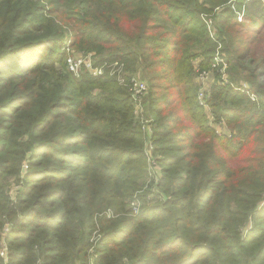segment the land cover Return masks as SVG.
Wrapping results in <instances>:
<instances>
[{"label": "trees", "instance_id": "16d2710c", "mask_svg": "<svg viewBox=\"0 0 264 264\" xmlns=\"http://www.w3.org/2000/svg\"><path fill=\"white\" fill-rule=\"evenodd\" d=\"M229 1L0 0V264H264V4L235 0L239 21ZM66 40L103 74L68 71ZM218 52L228 83L208 104L228 134L194 77ZM136 74L156 183L125 84Z\"/></svg>", "mask_w": 264, "mask_h": 264}, {"label": "built area", "instance_id": "2783aa9c", "mask_svg": "<svg viewBox=\"0 0 264 264\" xmlns=\"http://www.w3.org/2000/svg\"><path fill=\"white\" fill-rule=\"evenodd\" d=\"M232 8L236 11L238 20L241 21L243 19V11L244 7L237 8L235 0H230ZM264 3V0H262ZM219 7L216 8L218 10ZM204 22L207 25V29L211 36L215 35L216 28L214 24V19L211 15L204 16ZM62 50L66 53V58L64 61L65 68L73 73L74 76L79 77L81 71L86 69L91 75L99 76L103 74L105 64L94 65L93 63V54L85 53V52H76L70 46V41L66 40L62 46ZM200 59H196L194 61L195 65V81L197 84V101L198 104L203 107V110L206 113L207 119L210 125L215 129V131L219 134H228L229 129L227 128L223 119H216L214 116L211 107L208 104V99L210 97V88L213 83H218L220 85H224L228 83V65L225 58L218 52L214 61L206 68H202L199 66ZM116 63L113 65V67ZM112 67L111 72L114 73L116 69ZM118 78L120 82L123 83L125 78L123 73L127 75L126 72L122 71V65L118 67ZM128 81L125 82L127 86V90L129 91L132 101H133V114L136 119H138L142 125L143 139H144V148L145 155L147 156L148 168L151 173L150 179L148 182L156 183L159 179V175L161 173V166L159 165L158 159L159 154L154 152L155 145L152 141V126L150 124L151 118H144V105L143 100L144 96L148 90V84L146 80L141 79L136 75L130 76ZM236 89L241 90L242 92H249V85L246 83L241 84L240 86H234ZM252 100H255V95L253 93H249ZM142 119H145L142 121ZM17 186L12 187V191L10 194L15 195V189ZM135 198L130 201V205L134 208V213L137 212V208L140 205L139 198L134 196ZM5 231L8 230V226H6ZM6 246L2 243V247L0 250V255L5 256Z\"/></svg>", "mask_w": 264, "mask_h": 264}, {"label": "rangeland", "instance_id": "374dc122", "mask_svg": "<svg viewBox=\"0 0 264 264\" xmlns=\"http://www.w3.org/2000/svg\"><path fill=\"white\" fill-rule=\"evenodd\" d=\"M264 4V3H263ZM74 49V48H73ZM113 64H115V63H113ZM105 67H106V65H105ZM136 76H138V77H140V78H142L143 76H142V74H136ZM144 118H147V112L144 114ZM145 119H142V121H144ZM13 186H15V184H14V182H13V184H11V188L9 189V193H11V189H12V187ZM99 237V235H98V232H97V230L96 231H94L93 232V235H92V237H91V241H93V242H95L96 240H97V238ZM88 253H90V255H92L93 254V249L92 248H89V250H88Z\"/></svg>", "mask_w": 264, "mask_h": 264}]
</instances>
